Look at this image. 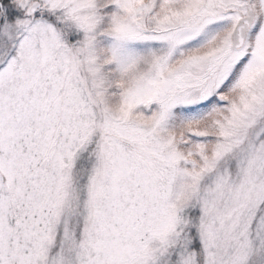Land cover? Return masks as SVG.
Segmentation results:
<instances>
[{"label": "snow or ice", "instance_id": "6c2138e0", "mask_svg": "<svg viewBox=\"0 0 264 264\" xmlns=\"http://www.w3.org/2000/svg\"><path fill=\"white\" fill-rule=\"evenodd\" d=\"M0 264H264V0H0Z\"/></svg>", "mask_w": 264, "mask_h": 264}]
</instances>
